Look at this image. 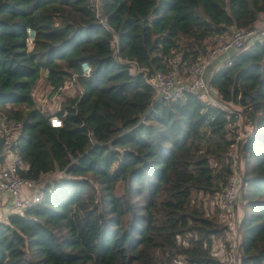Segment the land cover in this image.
<instances>
[{"label":"trees","instance_id":"16d2710c","mask_svg":"<svg viewBox=\"0 0 264 264\" xmlns=\"http://www.w3.org/2000/svg\"><path fill=\"white\" fill-rule=\"evenodd\" d=\"M97 1L0 0V112L23 124L21 173L40 181L65 172L45 183L41 202L0 221V264H173L176 255L225 264L212 249L226 227L220 209L208 212L195 193L225 187L238 117L191 92L158 98L124 59L153 71L178 57L185 67L207 53L210 39L257 20L264 0ZM43 74L54 89L78 74L82 92L56 109L63 126L51 125L50 110L35 99ZM211 84L242 107L252 128L240 139V264H262L264 39L232 55ZM58 134L82 146L63 150ZM179 164L189 179L168 174Z\"/></svg>","mask_w":264,"mask_h":264},{"label":"built area","instance_id":"2783aa9c","mask_svg":"<svg viewBox=\"0 0 264 264\" xmlns=\"http://www.w3.org/2000/svg\"><path fill=\"white\" fill-rule=\"evenodd\" d=\"M91 3H95L98 6L97 0H91ZM28 32L29 46L31 47L35 30L32 27H28ZM214 39V44L209 46L207 53L201 59L193 61L185 67L178 66V57H174L175 65L173 67L155 69L153 71H151L149 66L141 65L136 59H122L130 64L131 72L144 73L146 80L155 88L158 98L176 100L191 92L204 102L233 113L238 119L241 118L245 124L246 133L242 130H237L238 133L235 135L229 151V162L232 172L223 190L215 195L216 203L220 209V218L226 227L223 231L224 234L215 238L212 247L213 253L225 264H240L239 245L241 235L238 227L243 215L241 211L243 160L240 139L245 134H250L252 128L244 122L241 112L242 107L238 103L235 104L224 100L211 84V77L216 69L221 67L233 54L247 47L248 43L253 44L258 40L264 39V11L261 12V17L251 25L246 27L230 26L227 31L215 36ZM231 51L233 52L231 53ZM81 66L82 75L91 73L92 66L88 61H83ZM71 87H73V90L69 89ZM82 89L78 74H73L70 81L58 85L55 89L53 87L47 89L50 94L49 96L44 95L43 99L51 100L52 103V100L55 101L57 97L60 99H66L67 96L75 97L82 92ZM52 106L54 107V103H52ZM50 123L55 127H60L63 126L64 120L56 110H53L50 111ZM22 126L23 124L19 119L8 117L4 112H0V135L3 137L2 150H0V156H2L0 159V195L7 194L13 197L10 202L0 203V221L9 212H25L28 208L41 202L45 196V191L42 189L43 186L29 196H26L23 192V187L33 186L39 181L26 177L21 173L22 169L28 167V162L16 149V145L20 141ZM238 126H241L240 122ZM58 171L62 172L63 175L65 174L63 170ZM173 264L193 263L188 262L180 255H176L173 258ZM262 264H264V259Z\"/></svg>","mask_w":264,"mask_h":264},{"label":"rangeland","instance_id":"374dc122","mask_svg":"<svg viewBox=\"0 0 264 264\" xmlns=\"http://www.w3.org/2000/svg\"><path fill=\"white\" fill-rule=\"evenodd\" d=\"M256 1H257V5H259V2L261 0H256ZM210 40L212 41L210 43V46H212L214 44V42H215V39H210ZM248 44L250 45V43H248ZM43 76H44V74H43ZM44 84H45V82L41 81V84H39L40 86H35L33 90H34V94L39 99V103L41 105L42 104H47L48 105V102L43 100V96L44 95H48L49 96L50 91L47 90V88L45 87ZM69 89L73 90V87H71ZM63 100H65V98L60 99L59 97H57L55 99V101L52 100V103H54V107L53 108H56L57 107V103L61 104V102ZM49 101H51V100H49ZM239 122H240L241 126H238ZM236 123H237V129L236 130H242L243 132L246 133V126L243 123V121L241 120V118H239L236 121ZM56 131L57 130H55V132ZM57 137H58L59 142L61 143V145L63 147V150L65 148L69 149L71 146H74L75 148H80L82 146V142H80L79 140L75 141V140L71 139L69 134H58ZM244 170H245V167H244V164H243V172H244ZM170 171H171V176L173 178L179 180V181L189 179L188 178V171H187L186 167L183 166V165L181 166L179 164V165L174 166L172 168L170 167L168 174L170 173ZM59 175H63V173L58 171V170H55L52 173L43 175V177L41 178V182L44 185V183H46L47 179L54 180L55 178L59 177ZM195 197L197 198V200L198 199H202L203 200L208 212L213 213L215 211V207L217 205L216 204V200L217 199H216L215 196H212V194H208V193L204 194L202 191H199L198 193H195ZM242 214H243V211H242Z\"/></svg>","mask_w":264,"mask_h":264},{"label":"crops","instance_id":"0c3cea01","mask_svg":"<svg viewBox=\"0 0 264 264\" xmlns=\"http://www.w3.org/2000/svg\"><path fill=\"white\" fill-rule=\"evenodd\" d=\"M261 17V15H259V17L258 18H260ZM233 51H231V53H232ZM234 55V54H233ZM46 74V73H45ZM44 74V76L38 81V83H37V86H40L39 84H41V81H43V82H45V87L47 88V89H49L50 87H49V84L48 83H46V81H45V75ZM210 76V75H209ZM34 96H35V99H36V101H37V103H38V105H40V106H42L40 103H39V99L36 97V95L34 94ZM44 100V99H43ZM46 102H48V105L47 104H44L43 106H44V108L45 109H48V110H50V111H53V110H56L57 108H58V106H59V103H57V107L55 108V109H53L52 107V103H51V101H46ZM1 159V158H0ZM46 174V173H45ZM44 174V175H45ZM46 181H48V179L46 180ZM43 186V183L41 182V180L38 182V183H35L33 186H25V187H23V192H24V194L26 195V196H29V195H31V194H33L36 190H38L39 188H41ZM13 200V197L12 196H9V195H7V194H1L0 195V203H2V202H10V201H12ZM9 214H11L10 212L9 213H7V214H5L4 216H3V220H6L7 218H8V215Z\"/></svg>","mask_w":264,"mask_h":264},{"label":"clouds","instance_id":"9594fccd","mask_svg":"<svg viewBox=\"0 0 264 264\" xmlns=\"http://www.w3.org/2000/svg\"><path fill=\"white\" fill-rule=\"evenodd\" d=\"M259 15H261V13H260ZM49 180H50V179H48V181H49ZM46 182H47V181H46ZM44 185H45V183H44ZM44 185H43V186H44Z\"/></svg>","mask_w":264,"mask_h":264}]
</instances>
